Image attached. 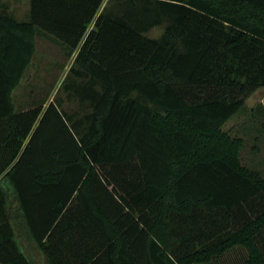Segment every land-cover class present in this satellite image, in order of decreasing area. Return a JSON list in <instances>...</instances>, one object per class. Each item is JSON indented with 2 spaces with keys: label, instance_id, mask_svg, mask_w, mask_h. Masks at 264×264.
<instances>
[{
  "label": "trees",
  "instance_id": "obj_1",
  "mask_svg": "<svg viewBox=\"0 0 264 264\" xmlns=\"http://www.w3.org/2000/svg\"><path fill=\"white\" fill-rule=\"evenodd\" d=\"M28 1H0V264L31 242L50 264H264V174L225 130L264 117V0ZM38 35L75 55L84 118L17 109Z\"/></svg>",
  "mask_w": 264,
  "mask_h": 264
},
{
  "label": "rangeland",
  "instance_id": "obj_2",
  "mask_svg": "<svg viewBox=\"0 0 264 264\" xmlns=\"http://www.w3.org/2000/svg\"><path fill=\"white\" fill-rule=\"evenodd\" d=\"M7 5V10L13 14L18 20H26L30 10L28 0H0ZM108 1V0H107ZM166 24L153 28L147 33L150 38H160L165 32ZM75 55L68 53L63 46L54 42V40L38 35L36 38V54L27 70L20 86L13 93L14 103L18 110H27L32 107L44 104L46 108L48 104L57 101L61 110H65L68 114L74 115L77 119L84 118L89 112V102L81 101L79 97H72V89H66L65 84L70 80V69L74 64ZM69 74V75H68ZM72 76V75H71ZM72 85L84 87L87 79L76 78L72 76ZM264 105V88L259 89L247 99L246 105L249 110L256 106ZM264 123V117L260 116L259 121L252 118V115L236 114L225 126V130L231 132L235 136L243 137L247 135L248 148L242 152V161L247 165L262 162L264 160V143H260V153L251 154V147H254V136L259 135L261 131V123ZM256 130H251L252 126ZM253 126V128H254ZM264 136V131L262 132ZM264 141V139H263ZM40 260V259H38ZM37 260V261H38ZM36 261V262H37ZM40 263V261H38ZM37 262V264H38Z\"/></svg>",
  "mask_w": 264,
  "mask_h": 264
},
{
  "label": "crops",
  "instance_id": "obj_3",
  "mask_svg": "<svg viewBox=\"0 0 264 264\" xmlns=\"http://www.w3.org/2000/svg\"><path fill=\"white\" fill-rule=\"evenodd\" d=\"M0 11H2L1 8H0ZM260 143L263 144L264 141H262ZM260 143H258V144L260 145ZM247 148L245 149V151L247 150ZM245 151H243V154ZM260 151H261L260 147H259V149L255 146L253 148L251 147V154H253V155L260 153ZM252 164H253L254 168H256L259 171H262V173L264 174V160L261 163L258 162V163H252ZM23 244H24V248L26 250L28 257L30 258V260L32 261L33 264H37L38 261H40V263L38 262V264H50L47 261V259L45 258V256L43 255V253L37 248L35 243L31 242L28 244L27 243H23ZM64 253L66 254V252H64ZM38 259H40V260H38ZM64 259H67L66 255H64ZM100 264H110V263H109V260L107 259L106 263H100Z\"/></svg>",
  "mask_w": 264,
  "mask_h": 264
}]
</instances>
